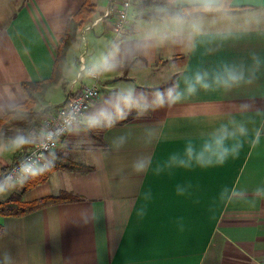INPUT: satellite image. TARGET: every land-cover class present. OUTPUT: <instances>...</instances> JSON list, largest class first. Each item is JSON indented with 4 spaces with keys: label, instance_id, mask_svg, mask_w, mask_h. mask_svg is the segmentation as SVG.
<instances>
[{
    "label": "crops",
    "instance_id": "obj_1",
    "mask_svg": "<svg viewBox=\"0 0 264 264\" xmlns=\"http://www.w3.org/2000/svg\"><path fill=\"white\" fill-rule=\"evenodd\" d=\"M141 1L116 38L114 12L105 13L119 0H93L96 15L68 47L62 78L36 105L64 104L101 71L99 99L48 157L90 170H55L21 197L77 200L0 217V264H264V0H232L251 7L241 14L156 21L138 18ZM83 3L0 0V120L25 104V83L52 77ZM18 128L0 138V174L43 125L16 150Z\"/></svg>",
    "mask_w": 264,
    "mask_h": 264
},
{
    "label": "trees",
    "instance_id": "obj_2",
    "mask_svg": "<svg viewBox=\"0 0 264 264\" xmlns=\"http://www.w3.org/2000/svg\"><path fill=\"white\" fill-rule=\"evenodd\" d=\"M232 0H221L215 5H195V6H182L178 4V0H143L137 4V16L139 19L147 21H156L163 18L171 19H194L207 16H221V15H235L241 14L251 10V7H233ZM96 15V6H94L93 0H84V3L80 11L70 21L68 25V31L65 39L62 41L58 53L56 67L54 74L49 80L37 82V83H25L24 90L27 96L25 104L17 106L15 109L8 111L6 116L0 120V138L4 136L5 126L10 122H16L21 128V136L25 142L30 143L39 130L42 127V121L44 116L48 115L52 111L58 109H45L42 111L36 110V105L43 101L47 91L54 85L58 84L62 78L64 56L74 42H76L77 31L85 24L91 22ZM173 81L169 82L156 90L171 87ZM23 115V116H22ZM19 116H22L20 120H17ZM52 159V158H51ZM12 165L4 169L0 177L5 176ZM55 170H69L74 172H87L90 167L74 163L64 158H55L54 166H50L47 163L42 167V174L36 176L34 179H30L22 186L21 195L26 194L38 185H42L50 178L51 174ZM77 200L75 196L69 193H61L58 196H49L41 198L32 202H24L21 198H11L7 201H0V217H23L31 212H35L39 209H43L47 206L72 202ZM4 232V228L0 225V235Z\"/></svg>",
    "mask_w": 264,
    "mask_h": 264
},
{
    "label": "built area",
    "instance_id": "obj_3",
    "mask_svg": "<svg viewBox=\"0 0 264 264\" xmlns=\"http://www.w3.org/2000/svg\"><path fill=\"white\" fill-rule=\"evenodd\" d=\"M136 0H119L118 4L111 6L105 13L109 17L113 12V33L116 38L123 35L126 27L130 23V14ZM112 3V1H111ZM96 23L89 24L85 31L95 26ZM83 42L86 44L85 37ZM86 47L80 55V73L78 78L82 77V73L86 71L85 56ZM101 71H89V83L82 87V91L71 97L64 105L44 116L42 121L43 130L40 137L35 141L31 149L24 155V157L13 164L5 176L15 172L23 160H36L41 168L48 163V157L59 146L62 137L66 136L82 119L89 113L95 100L100 97V80ZM77 82V81H76ZM75 82V83H76Z\"/></svg>",
    "mask_w": 264,
    "mask_h": 264
},
{
    "label": "clouds",
    "instance_id": "obj_4",
    "mask_svg": "<svg viewBox=\"0 0 264 264\" xmlns=\"http://www.w3.org/2000/svg\"><path fill=\"white\" fill-rule=\"evenodd\" d=\"M162 106V105H161ZM126 118V117H124ZM114 121L110 120L106 127H113ZM13 141L16 145V150L25 147V141L22 137H15ZM50 166L55 164V155L53 154L52 159L48 161ZM136 171H143V165L135 166ZM42 174V168L36 160H23L20 162L19 167L14 173L8 176L0 177V195H4L7 192L17 188L22 187L30 179H34L36 176ZM243 195V194H241ZM257 195H264V191L257 190ZM95 219L94 216H86L84 222L88 223L90 220ZM7 255V254H6Z\"/></svg>",
    "mask_w": 264,
    "mask_h": 264
},
{
    "label": "rangeland",
    "instance_id": "obj_5",
    "mask_svg": "<svg viewBox=\"0 0 264 264\" xmlns=\"http://www.w3.org/2000/svg\"><path fill=\"white\" fill-rule=\"evenodd\" d=\"M38 108H40V106L38 105V107H37V109ZM18 118H21V116L20 117H18ZM18 118H16V119H18ZM18 133H19V128H18V126L16 125V122H10V123H8V124H6V126H5V135L6 136H11L12 137V135L13 136H16V135H18ZM20 188H22V187H20ZM22 192V191H21ZM23 195H21L20 194V196H19V198H21ZM16 198V197H15ZM22 200V199H21ZM1 201V200H0ZM7 201V200H6Z\"/></svg>",
    "mask_w": 264,
    "mask_h": 264
}]
</instances>
